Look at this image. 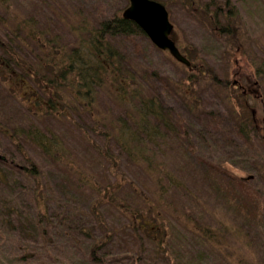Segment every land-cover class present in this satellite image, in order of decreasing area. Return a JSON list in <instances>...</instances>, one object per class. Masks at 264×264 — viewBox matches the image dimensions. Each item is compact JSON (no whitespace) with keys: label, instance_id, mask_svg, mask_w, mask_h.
Returning a JSON list of instances; mask_svg holds the SVG:
<instances>
[{"label":"rangeland","instance_id":"rangeland-1","mask_svg":"<svg viewBox=\"0 0 264 264\" xmlns=\"http://www.w3.org/2000/svg\"><path fill=\"white\" fill-rule=\"evenodd\" d=\"M156 1L162 2L168 11L173 24L171 37L181 53L199 67L205 62L216 77L213 79L201 67L191 96L185 95L192 85L185 80L190 73L185 64L158 48L146 34L133 39L121 35L111 38L134 61L142 63L149 74L156 72L168 84L160 90L162 82L150 77L163 106L173 112L177 129L181 131L178 121L189 141L167 133L164 138L154 137L144 143L145 153L154 155V161L165 167V176L175 179L176 186L171 183L170 187L167 177L162 180L169 191L162 203L174 206L173 212H166L165 217L171 234L170 248L179 256V264H264V141L250 122L249 139L241 136L246 131L242 120L249 118L248 107L256 108L258 115L264 105V0H230L235 7L233 24L237 28L236 36L230 37L213 27L201 10L207 8L210 0H195L194 6L185 0ZM214 1L224 6L225 0ZM9 3L22 16L39 26L45 24L63 41L70 42L73 35L68 26L72 22L85 19L98 25L123 10L129 1L9 0ZM65 12L69 17H65ZM169 78L179 83V90L169 87L174 88L167 81ZM254 83H258L256 87L252 86ZM246 85L252 86V91L261 97L260 103L249 96L242 97V87ZM167 88L171 90L169 93ZM101 100L103 96L97 108L108 112L110 120L130 123L119 105L102 107ZM0 113L9 129L19 126L30 130L29 125L34 124L43 131H53L78 170L70 171L30 141L24 145L27 161L14 146L21 142L12 143L0 135V156L7 161L6 176L0 182V264H92V235H100L102 223L115 227L120 234L117 232L98 251L99 259H107L108 264H150L151 244L143 239L141 245L142 236L135 237L125 228V215L103 201L98 207L99 218L95 219L92 202L97 196L96 188H102L103 193L107 185L121 177L122 187L117 195L129 206L140 205L138 208L142 209L138 194L143 198L156 194L153 173H146L119 153L113 135L109 139L104 136L106 126L99 124L93 128V121L85 111L73 117V123L53 117L38 119L28 116L16 100L0 92ZM159 141L162 144L156 155L152 146H158ZM104 145L110 154L117 155L118 175H113L109 168L102 152ZM31 163L37 168V180L26 172ZM35 189H41L48 200V216L56 218L40 224L42 217L35 212L33 199ZM206 229L211 230L213 243L202 239Z\"/></svg>","mask_w":264,"mask_h":264},{"label":"trees","instance_id":"trees-1","mask_svg":"<svg viewBox=\"0 0 264 264\" xmlns=\"http://www.w3.org/2000/svg\"><path fill=\"white\" fill-rule=\"evenodd\" d=\"M185 1L194 6L195 0ZM223 5L221 7L219 3L210 0L206 5L207 8L201 10L205 11L209 22L222 34L228 37L236 36L237 28L233 24L235 7L230 4V0H225ZM122 11L118 10L98 25L85 19L72 22L68 30L72 33L73 40L67 42L63 41L59 34L51 32L45 24L39 26L34 20L22 16L10 5L9 0H0V92L11 100H16L28 116L38 119L53 117L59 121L73 123V117L85 111L93 121V128H97L96 125L99 124L106 126L104 136L109 139L113 135L119 153L125 154L128 160L141 167L146 173H153L156 180L154 181L156 194L153 198H143L138 194L143 202L142 209L138 208L140 205L129 206L130 204L117 195V190L122 187L120 177L118 181L107 185L103 193L102 188L95 189L97 196L92 202L95 219L99 218L98 207L106 201L105 203L119 209L125 215L127 219L125 228L130 229L135 237L142 236L141 245L143 239L151 244L153 256L150 257V264H169L170 261H177L179 264V256L170 248L168 238L171 234L165 225L166 212H173L174 206L170 205V202L162 203L166 201L165 196L169 193L168 187L162 183L163 178L169 179V187L171 183L174 184L175 179L171 175L165 176L167 174L165 167L154 161V155L149 156L145 153L144 143L152 141L154 137L164 138L167 133H174L184 137L188 143L189 141L184 126H181L178 121L181 131L177 129L172 119L173 112L163 106L158 90L154 82L150 81V77L154 76L162 82L160 84L163 88L159 87L160 90L168 87V84L156 72L150 75L142 63L134 61L111 39L116 35L127 39H133L137 35L145 36L134 21L122 16ZM64 15L69 17L67 12ZM189 61L190 64L185 67L190 70V73L185 80L192 85L189 89L187 88L189 92L185 95L191 96L193 83L197 81L201 67L203 71L205 69L212 75L213 79L216 77L210 72L205 62L204 67H199L194 60L189 59ZM167 81L174 86V88L169 86L171 89L179 90L178 82L170 78ZM257 84L254 83L252 86L256 87ZM252 86L242 87V97L249 96L260 103L261 97L257 92L252 91ZM170 91L167 88L166 92ZM100 96L104 98L101 100L102 107H108L106 104L119 105L130 123L120 119L110 120L108 112L103 113L97 108L100 107V105L97 106ZM248 108L249 118L247 121L242 120L246 124V131L242 132L244 135L241 136L246 140L249 139L251 131L248 123L250 122L253 125V131L264 141V105L258 115L256 108ZM4 121L0 113V135L12 143L21 142L14 146L27 161L29 160L24 145L30 141L34 142L35 147L43 154L66 165L70 171H78L72 165L67 151L64 150L61 139L53 131H43L36 128L34 124L29 125L30 130L19 126H12L9 129L10 125L5 124ZM161 144L159 141L158 146H152L156 149V155ZM102 152L109 162L113 175H118L117 155L110 154L105 145ZM6 163L7 161L0 156V182L2 183L6 176ZM159 171L164 173H158ZM21 172L25 173L22 170ZM26 172L37 180L38 172L34 163H31V168ZM79 175L83 178L81 174ZM134 189L139 193L136 187ZM33 199L36 204L35 212L42 217L40 224L43 220L47 219V222L51 218H56V215L48 216L46 207L48 200L43 196L41 189H35ZM61 219L65 217L62 216ZM71 227L78 229L73 224ZM99 227L100 235H92L91 262L92 264H108L107 259H99L96 254L113 240L119 230L105 226L104 223ZM209 231L211 230L206 229L201 237L205 241L212 242Z\"/></svg>","mask_w":264,"mask_h":264},{"label":"water","instance_id":"water-1","mask_svg":"<svg viewBox=\"0 0 264 264\" xmlns=\"http://www.w3.org/2000/svg\"><path fill=\"white\" fill-rule=\"evenodd\" d=\"M122 16L134 21L158 48L168 51L178 62L189 65V59L181 53L171 37L173 24L165 5L156 0H128Z\"/></svg>","mask_w":264,"mask_h":264}]
</instances>
